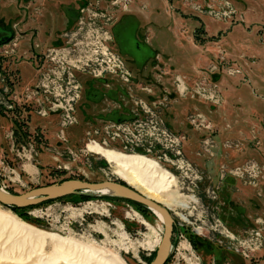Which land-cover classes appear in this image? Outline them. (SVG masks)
I'll use <instances>...</instances> for the list:
<instances>
[{"label": "rangeland", "instance_id": "obj_1", "mask_svg": "<svg viewBox=\"0 0 264 264\" xmlns=\"http://www.w3.org/2000/svg\"><path fill=\"white\" fill-rule=\"evenodd\" d=\"M69 1L80 0H0V38L12 34L0 41V188L126 184L87 144L139 154L174 178L161 193L174 200L163 264H264V0H85L67 43L33 39L67 22ZM2 211L123 264H149L163 233L149 208L117 196ZM0 231V264L51 252Z\"/></svg>", "mask_w": 264, "mask_h": 264}, {"label": "bare ground", "instance_id": "obj_2", "mask_svg": "<svg viewBox=\"0 0 264 264\" xmlns=\"http://www.w3.org/2000/svg\"><path fill=\"white\" fill-rule=\"evenodd\" d=\"M87 148L89 151L100 155L108 163L114 164L115 174L124 180L125 183L127 182V184L136 187L145 196L156 201H162L161 204L165 207H170V204L174 201L161 195V193L168 191L169 187L174 183V178L155 161L139 154H126L107 149L96 142L88 143ZM0 190L7 193L2 188H0ZM91 193L119 197L118 194L109 187L91 191ZM150 210L163 223L162 216L154 209ZM0 229H9L10 236L22 234L24 236V239H22L23 241L25 239L28 240L29 243H33V248L37 249L38 247L40 251L45 244H49L51 246L49 255L45 256L44 260H42V257L39 258L35 264H123V262L115 256L105 257L99 254L97 250L77 243L72 239L28 226L3 211L0 212ZM161 234L162 230L160 229L159 237L155 240L154 247H152L151 250L155 247L157 248ZM33 248H31V250H33ZM170 248L171 246L168 248V253ZM11 250H13V247ZM2 256H0V261ZM6 256H3V259H5ZM189 264L191 263L189 262Z\"/></svg>", "mask_w": 264, "mask_h": 264}, {"label": "water", "instance_id": "obj_3", "mask_svg": "<svg viewBox=\"0 0 264 264\" xmlns=\"http://www.w3.org/2000/svg\"><path fill=\"white\" fill-rule=\"evenodd\" d=\"M106 187L113 189L119 197L144 205L149 209H154L162 216L163 233L155 255L149 264H163L168 255V248L171 246L174 226L172 215L163 204L145 196L127 183L123 184L113 180L90 182L81 179H69L36 187L22 194H9L0 190V204L16 208L30 207L68 195H92L91 191Z\"/></svg>", "mask_w": 264, "mask_h": 264}, {"label": "flooded vegetation", "instance_id": "obj_4", "mask_svg": "<svg viewBox=\"0 0 264 264\" xmlns=\"http://www.w3.org/2000/svg\"><path fill=\"white\" fill-rule=\"evenodd\" d=\"M84 1L85 0H83V1L80 0L79 2L81 4H78L79 2L75 3V2L69 1L71 4H65V7H64L65 13L67 14V18H66L67 22H65L63 25L58 22V24H56V26L55 25L52 26L51 27V33L48 32V35L43 34V33L41 35V32H38L36 30V28L35 29L33 28L32 30H30V32H31L30 34L32 35V38L38 39L40 37V38H44V39H46V38L49 39V37H50L51 39H53L54 35L57 36L58 32H62L61 35H59L60 39L57 40V43H59V42L60 43L64 42V44L67 43L68 41H67L66 37L68 35H70L71 33H73L74 30H78L77 23H80L79 14L82 13V10H83V9H79V7H81L82 5L83 6L85 5V4H83ZM55 8H56V12L58 13L59 12V6H56ZM63 13H64V11H63ZM78 20H79V22H78ZM20 31H21L20 36H27L28 35V33H26L25 30H20ZM11 36H12V34H10V32H6L5 36L0 38L1 43L7 44L11 40V38H10ZM59 36H57V37H59ZM46 45H47L46 42H42V46H41L42 50L44 49V47ZM38 47H39V44L33 46L34 50L36 51L34 57L38 58V61H39L38 63H42L44 61V58L46 57V54L44 52H38L36 50V48H38ZM46 50L47 51L55 50V48L51 49V47H48ZM101 98H102V94H98V98H97L98 101H100Z\"/></svg>", "mask_w": 264, "mask_h": 264}, {"label": "trees", "instance_id": "obj_5", "mask_svg": "<svg viewBox=\"0 0 264 264\" xmlns=\"http://www.w3.org/2000/svg\"><path fill=\"white\" fill-rule=\"evenodd\" d=\"M120 183H122V182H120ZM124 184V183H123ZM83 196H85V195H83ZM12 207V206H11ZM12 208H14V209H16V207H12Z\"/></svg>", "mask_w": 264, "mask_h": 264}]
</instances>
